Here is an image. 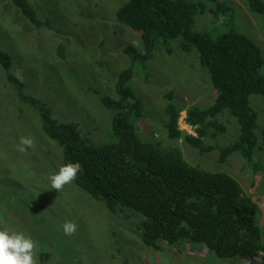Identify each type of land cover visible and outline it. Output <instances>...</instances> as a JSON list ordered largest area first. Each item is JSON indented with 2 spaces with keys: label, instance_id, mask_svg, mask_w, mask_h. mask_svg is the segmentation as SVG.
Masks as SVG:
<instances>
[{
  "label": "rangeland",
  "instance_id": "obj_1",
  "mask_svg": "<svg viewBox=\"0 0 264 264\" xmlns=\"http://www.w3.org/2000/svg\"><path fill=\"white\" fill-rule=\"evenodd\" d=\"M37 18L48 26L35 27L10 0H0V49L11 59L10 73L24 85L22 96L7 80L0 65V230L22 232L35 242L39 264H264V257L218 259L201 245L171 247L164 241L156 248L141 239V218L129 209L111 212L74 182L58 192L48 177L63 165L62 148L49 139L37 101L59 123H76L81 135L95 144L111 139L112 112L102 97L116 98L118 74L131 66L124 50H141L140 35L117 21L125 0H26ZM206 6L194 18V29L213 38L228 31L225 17L211 14L208 0H188ZM232 8V27L251 39L264 58V16L252 13L246 0H224ZM62 46L65 57L58 50ZM129 86L142 104L143 117L135 122L143 142L177 147L186 162L210 172H224L236 180L258 207L255 218L264 246V178L254 175L247 162L234 153L224 163L214 149L200 153L183 139L169 140L165 125L166 95L181 110L179 129L196 136L184 122L191 108L210 107L216 93L208 72L199 65L195 49L183 52L179 40L158 43L152 58L135 62ZM264 74V65L262 67ZM249 105L257 114L254 130L258 139L252 159L264 165V95H251ZM225 132L203 142L223 148L237 138L238 125L226 112L216 119ZM21 137L34 145L17 151ZM77 225L67 236L63 225Z\"/></svg>",
  "mask_w": 264,
  "mask_h": 264
},
{
  "label": "trees",
  "instance_id": "obj_2",
  "mask_svg": "<svg viewBox=\"0 0 264 264\" xmlns=\"http://www.w3.org/2000/svg\"><path fill=\"white\" fill-rule=\"evenodd\" d=\"M35 27L40 21L26 0H10ZM215 18L225 17L228 31L213 38L194 29V18L206 6L188 0H125L117 21L141 38V50L125 48L131 66L117 76L116 98L102 97V105L112 112L111 139L95 144L81 135L76 123H59L37 101L29 100L41 117L46 136L62 148L63 165L79 162L82 170L74 184L115 213L129 209L141 218V239L156 248L164 241L171 247L201 245L218 259L264 257L261 230L255 220L256 203L240 184L224 172H210L186 162L177 147L162 149L161 143L139 138L135 122L143 117L142 104L129 86L135 62L152 58L158 43L179 40L181 51L195 49L216 98L207 109H188L184 122L196 136L184 134L178 126L181 110L168 93L164 115L169 140L183 139L200 153L217 149L224 163L234 153L247 162L254 175L264 178V165L252 159L257 148V114L249 105L251 95H264V58L260 48L232 27L233 10L224 0H208ZM252 13L264 16V0H246ZM64 58L62 46L58 50ZM11 59L0 49V65L7 80L22 99L23 83L10 73ZM226 112L238 125V136L223 148L204 144L212 135L225 132L217 117ZM264 138V130L262 132ZM264 147V141H263ZM3 219L0 214V221Z\"/></svg>",
  "mask_w": 264,
  "mask_h": 264
},
{
  "label": "clouds",
  "instance_id": "obj_3",
  "mask_svg": "<svg viewBox=\"0 0 264 264\" xmlns=\"http://www.w3.org/2000/svg\"><path fill=\"white\" fill-rule=\"evenodd\" d=\"M34 145V140L30 137H21L17 146V151L27 152ZM82 165L79 162L62 165L58 172L50 175L48 179L51 189L60 192L65 185L74 182ZM64 234L73 235L77 231V225L73 222H66L63 225ZM35 242L26 237L22 232L9 233L7 230H0V264H39L38 257L34 259L36 253Z\"/></svg>",
  "mask_w": 264,
  "mask_h": 264
}]
</instances>
